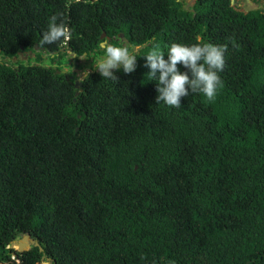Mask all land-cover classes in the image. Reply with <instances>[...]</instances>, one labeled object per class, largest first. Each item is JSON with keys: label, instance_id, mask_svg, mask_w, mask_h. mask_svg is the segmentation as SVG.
<instances>
[{"label": "trees", "instance_id": "1", "mask_svg": "<svg viewBox=\"0 0 264 264\" xmlns=\"http://www.w3.org/2000/svg\"><path fill=\"white\" fill-rule=\"evenodd\" d=\"M55 12L71 37L45 54ZM104 39L139 45L135 70L75 87L68 56ZM171 41L227 46L214 98L156 101L143 55ZM50 262L264 264V9L0 0V264Z\"/></svg>", "mask_w": 264, "mask_h": 264}, {"label": "clouds", "instance_id": "2", "mask_svg": "<svg viewBox=\"0 0 264 264\" xmlns=\"http://www.w3.org/2000/svg\"><path fill=\"white\" fill-rule=\"evenodd\" d=\"M231 4L233 6V0ZM62 16L63 13L60 12L50 15L46 28L41 32L39 44L45 54H48V50L43 48L44 45L67 41L71 37L70 26L61 19ZM98 47L102 49L103 54L97 58L92 68L97 70L101 77L117 81L116 71L131 73L135 70L136 48H139V45L130 49L123 40L113 43L104 39L99 42ZM226 47L224 44L207 41H171L166 49L154 46L143 57L148 69L145 75L148 81L155 82L156 101L167 106L180 107L181 98L189 93H203L209 100L214 98L218 86L222 84L220 72L225 67ZM83 75L88 76V72ZM75 82L78 83L77 86ZM75 82L74 86L78 87L80 82ZM17 241L8 248L16 249Z\"/></svg>", "mask_w": 264, "mask_h": 264}, {"label": "rangeland", "instance_id": "3", "mask_svg": "<svg viewBox=\"0 0 264 264\" xmlns=\"http://www.w3.org/2000/svg\"><path fill=\"white\" fill-rule=\"evenodd\" d=\"M194 1L195 0H184L185 7L188 8V7L192 6ZM261 2L263 3L264 1L262 0ZM233 6L238 11L247 12V11L253 9V7H260L261 3L255 2V0H233ZM129 47H130V49H133L132 46L129 45ZM136 51H137V48H136ZM30 56L33 57L32 55H30ZM21 58L24 59L25 56H22ZM97 58L95 59L94 56H90L89 58H85V59H89V60H85L84 57H80L79 60L75 61L73 59V56H68V62L62 68H63V71H65V73H67L68 71L71 73H74V77L76 78L77 81H79L84 76L83 75L84 72H86V71L89 72L90 70L93 69L92 67L95 65ZM93 59L95 62H92ZM88 61L92 62V64H89ZM83 65L85 67L81 68V66H83ZM89 65L91 67H88Z\"/></svg>", "mask_w": 264, "mask_h": 264}, {"label": "water", "instance_id": "4", "mask_svg": "<svg viewBox=\"0 0 264 264\" xmlns=\"http://www.w3.org/2000/svg\"><path fill=\"white\" fill-rule=\"evenodd\" d=\"M104 37H105V34L103 33L101 38L103 39ZM77 85H78V83L75 82V86H77ZM30 245L37 246L38 243L31 240L28 236H23L20 240L17 241V249L19 252H22V251L28 249ZM43 260H44V257L42 256L41 261H43ZM48 264H53V263L50 262Z\"/></svg>", "mask_w": 264, "mask_h": 264}, {"label": "flooded vegetation", "instance_id": "5", "mask_svg": "<svg viewBox=\"0 0 264 264\" xmlns=\"http://www.w3.org/2000/svg\"><path fill=\"white\" fill-rule=\"evenodd\" d=\"M261 1L262 0H255V2H260L261 3V6L260 7H253V9H251V10H257V9L263 10L264 9V2L262 3Z\"/></svg>", "mask_w": 264, "mask_h": 264}]
</instances>
